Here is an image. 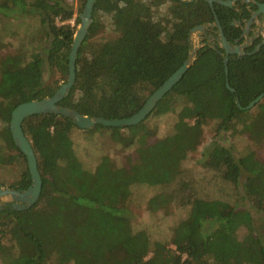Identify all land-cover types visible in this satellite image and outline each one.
Here are the masks:
<instances>
[{
  "label": "trees",
  "instance_id": "trees-1",
  "mask_svg": "<svg viewBox=\"0 0 264 264\" xmlns=\"http://www.w3.org/2000/svg\"><path fill=\"white\" fill-rule=\"evenodd\" d=\"M85 3L79 0L75 11L67 0H0V39L18 43L0 56V168L20 166L10 189L21 192L31 185L26 158L9 130L11 112L22 103L53 96L66 81L75 34V26L66 22L79 23ZM256 9L242 0L231 8L211 7L203 0H96L92 24L77 52L74 84L59 103L81 115L131 117L182 66L191 50L190 31L197 26L206 28L201 47L144 121L84 130L107 132L123 149L133 147L125 166L103 156L94 171L85 170L71 138L74 129H81L69 118L47 114L23 121L42 190L29 209H0V264H264L263 228L255 221L256 215L264 218V157L252 150L236 157L223 142L240 132L254 144H264V97L252 109H242L264 93L263 37L245 47L242 56L230 55L226 74L218 30L210 26L217 18L234 45ZM22 16L37 20L38 46H32L35 41L24 46L26 40L7 33V26ZM105 21L115 37L95 38ZM56 70L59 77L44 80L46 71ZM170 112L179 134L150 143L154 130L147 126L149 118ZM210 123L217 139L204 150L199 165L230 185L232 204L221 201V208L217 201L196 196L181 168ZM3 146L14 155L3 154ZM136 184L163 187L147 201L151 213L177 202L189 207L172 228L170 246L133 228L128 205Z\"/></svg>",
  "mask_w": 264,
  "mask_h": 264
},
{
  "label": "rangeland",
  "instance_id": "rangeland-1",
  "mask_svg": "<svg viewBox=\"0 0 264 264\" xmlns=\"http://www.w3.org/2000/svg\"><path fill=\"white\" fill-rule=\"evenodd\" d=\"M70 4L76 11L78 9L79 0H72ZM70 24L75 26L76 32L80 22L75 23L73 19ZM38 28L39 25L35 18L31 16H22L15 19L14 22L7 26V33L15 34L14 38L16 39L26 40L27 42H22L25 43L24 46H28V44H30L28 43L29 41H35V43H31L32 46H38L39 44L37 45V43H39L40 40ZM201 35L197 33L192 35L195 45L200 43ZM94 36L101 40H108L114 38L115 33L109 28L108 22L105 21L103 29ZM16 44H18L16 40H8L5 37L4 39H0V56L10 52L12 47ZM24 46H22L21 49H25ZM59 76L60 73L57 70L53 74L46 71L44 73V80L47 81L53 77ZM177 107L180 108V106ZM175 122L176 117L173 112L149 118L147 126L154 130V135L150 138L149 142L152 143L159 139L166 140L171 135L179 134L178 131L176 133V131L173 130ZM212 129V123L204 127L202 143L196 147L194 152L192 151L187 154L186 159L181 164V168L185 175L188 176V178H186L188 184L192 181L195 191L197 190L196 196L202 199L217 201L216 207L221 208L224 205L222 202L232 204L230 185L224 183L214 171L203 169L199 165V160L204 150L209 146L211 141L217 139L213 137ZM236 133L234 137L229 136L223 141L225 145L233 147L236 157L246 150H252L257 156L264 157V144H254L248 140L245 135H242L240 132ZM71 138L77 161L85 170L90 172L94 171L103 156H109L118 166L126 165V157L130 156V158H133L134 148L132 147L127 150L123 149L111 139L107 132L100 131L90 133L88 131L74 129ZM184 140L186 141L185 138ZM169 147L172 148L171 144ZM1 151L8 156L12 154L11 151H6L4 146L1 148ZM12 155H14V152ZM19 167L20 166H6L5 168H0V184L7 187L10 182L18 177ZM131 189L132 196L128 206L133 218V228L136 231H146L152 241L157 240L170 246L172 228L176 223L187 216L189 207L182 206L177 202L166 210L151 213L146 207L147 201L152 194L162 191L163 187L136 184L133 185ZM10 200V198H0V203L9 202ZM255 221L262 226L263 229H261V232L264 236V218L262 217L261 219L260 215H256Z\"/></svg>",
  "mask_w": 264,
  "mask_h": 264
},
{
  "label": "water",
  "instance_id": "water-1",
  "mask_svg": "<svg viewBox=\"0 0 264 264\" xmlns=\"http://www.w3.org/2000/svg\"><path fill=\"white\" fill-rule=\"evenodd\" d=\"M180 2L190 3L194 0H178ZM207 2L211 7L213 4H219L226 7H233L234 3L237 0H203ZM245 3L252 2L256 7V11H254L251 15L250 20L248 21V25L251 24L254 19H256L259 15L263 16L264 20V3H258L256 0H242ZM96 0H86L85 6L83 8L82 13L79 15L80 24L78 29L76 30L73 42L70 47L69 56H68V74L67 79L64 83L60 85V87L56 90L53 96L44 98L42 100H33L30 102L22 103L18 105L11 112V119L9 123V130L11 133V137L14 145L20 152L25 156L27 168L29 171V175L31 178V185L24 191H17L14 189L7 188L0 184V198H10L13 201L12 208L16 210H26L31 208L39 199L41 190H42V180L37 168V160L35 153L33 151L32 145L26 135L22 130V123L25 119L35 116V115H55V116H63L69 118L73 124L81 129L86 130L95 127L100 124L104 127H131L135 126L142 121H144L151 112L155 109L157 104L162 100V98L178 83V81L183 77L187 69L192 65L197 50L201 47L200 44L195 45L192 35L198 34L201 35L205 31L204 26H197L190 31L191 38V50L184 61L182 66L176 70L150 97L146 100L144 105L129 118L125 119H116V120H106L99 117H87L79 114L76 110L61 106L59 103L69 94L75 80V61L77 58V52L86 38L89 28L92 24V8L95 4ZM235 25V23H233ZM211 27H216L218 30V38L216 40L220 44L221 48L224 50V69L227 74V63L230 55L242 56L244 54V49L246 45H239L235 43L234 45L230 44L225 38L222 29L219 25V21L215 18L213 24H210ZM246 30L243 29V33ZM243 35H241L242 37ZM240 37V39H241ZM202 40V37L200 38ZM261 44H264V34L263 40ZM260 44V45H261ZM227 88L232 92L233 90L226 85ZM264 97V93L259 95L253 101H251L248 106H246L245 110L252 109L260 100ZM236 104L239 108L240 105L238 101ZM0 209H2V205H0Z\"/></svg>",
  "mask_w": 264,
  "mask_h": 264
},
{
  "label": "flooded vegetation",
  "instance_id": "flooded-vegetation-1",
  "mask_svg": "<svg viewBox=\"0 0 264 264\" xmlns=\"http://www.w3.org/2000/svg\"><path fill=\"white\" fill-rule=\"evenodd\" d=\"M256 11L253 10L251 12L252 13ZM251 18V16H250ZM250 18L247 20L246 25L244 26V30H246L244 33H242V37L241 39H238L235 43L239 44V45H246L247 46H252L259 37H263L262 34H264V20H263V16L259 15L256 19H254V21L248 25V21L250 20ZM242 40V43H239L238 41ZM258 49V47L255 48V51ZM244 51V50H243ZM12 204L13 201L10 200L9 202H1L0 205H2V207H4L5 205H10L12 208Z\"/></svg>",
  "mask_w": 264,
  "mask_h": 264
},
{
  "label": "built area",
  "instance_id": "built-area-1",
  "mask_svg": "<svg viewBox=\"0 0 264 264\" xmlns=\"http://www.w3.org/2000/svg\"><path fill=\"white\" fill-rule=\"evenodd\" d=\"M72 0H67V3H69L70 4V2H71ZM71 20H73V19H71ZM71 20H69V21H67L66 23H71ZM59 24V23H58ZM71 26H73L72 24H70Z\"/></svg>",
  "mask_w": 264,
  "mask_h": 264
}]
</instances>
